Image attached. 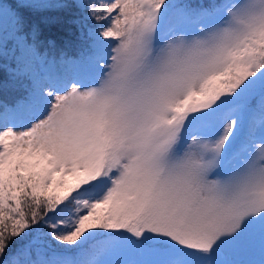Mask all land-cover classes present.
<instances>
[{
	"label": "snow or ice",
	"instance_id": "obj_1",
	"mask_svg": "<svg viewBox=\"0 0 264 264\" xmlns=\"http://www.w3.org/2000/svg\"><path fill=\"white\" fill-rule=\"evenodd\" d=\"M71 6L0 0V264H264V0H75L49 58Z\"/></svg>",
	"mask_w": 264,
	"mask_h": 264
},
{
	"label": "trees",
	"instance_id": "obj_2",
	"mask_svg": "<svg viewBox=\"0 0 264 264\" xmlns=\"http://www.w3.org/2000/svg\"><path fill=\"white\" fill-rule=\"evenodd\" d=\"M71 7L65 9H49L41 12L27 10V19L40 29L41 40H54L56 47L51 48L46 43L41 47V52L49 58L59 59L61 55L69 57L76 55L86 42V28L80 23L81 10L75 6V0H68ZM8 47H13L9 42ZM15 61L0 57V96L11 99L20 90L21 78H14Z\"/></svg>",
	"mask_w": 264,
	"mask_h": 264
},
{
	"label": "rangeland",
	"instance_id": "obj_3",
	"mask_svg": "<svg viewBox=\"0 0 264 264\" xmlns=\"http://www.w3.org/2000/svg\"><path fill=\"white\" fill-rule=\"evenodd\" d=\"M19 53L17 52V55H18Z\"/></svg>",
	"mask_w": 264,
	"mask_h": 264
}]
</instances>
